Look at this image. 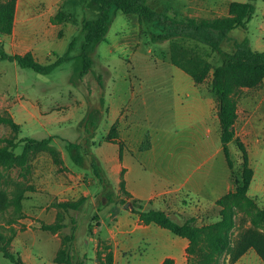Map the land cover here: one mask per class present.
Returning a JSON list of instances; mask_svg holds the SVG:
<instances>
[{"label":"rangeland","instance_id":"374dc122","mask_svg":"<svg viewBox=\"0 0 264 264\" xmlns=\"http://www.w3.org/2000/svg\"><path fill=\"white\" fill-rule=\"evenodd\" d=\"M231 1L147 0L153 8L179 18L224 16ZM50 2L17 0L12 33L0 32V44L11 53L31 51L43 63L59 55L65 57L50 74L0 60V117H11L17 124L12 126L0 118V148L7 146L12 151L11 158L0 161V264H16L3 248L19 255L26 264H78L83 259L87 264H100L109 246L114 264H140L147 256L153 264H159L170 246L177 255L176 264H188L187 247L178 236L167 228V232L153 230V225L147 227L145 235L138 214L124 207L133 198L145 208L153 207V198L134 197L124 190L128 191L126 183L125 188L121 186L126 170L119 158V145L106 140L116 120L121 137L134 122L153 127L158 150L166 155L173 148L172 154L181 156L166 161V165L180 164L185 173L195 170V175L211 166L217 176L214 178L228 176L230 186L223 193L203 199L192 194L179 197L170 215L180 223L193 219L196 225H203L220 218L217 200L234 190L236 179L242 178L243 156L237 141H243L253 168L247 190L252 203L242 201L234 206L235 225L217 264H264L254 247L233 260L237 249L251 238L258 239L264 249V219L256 216V211L264 207V80L260 86L242 87L235 94L238 107L235 135L228 143L234 164L230 169L223 149L215 152L221 144V123L218 100L211 90L213 68L203 82L196 83L187 70L171 61L170 40L150 39L151 30L161 31L160 27L141 23L136 14L116 10L105 38L87 48L91 68L81 75L83 21L97 18L99 5L94 0ZM254 3V16L245 27L228 33L222 41L223 49L232 51L248 37L253 48L264 50V0ZM73 37L76 43L66 54ZM181 42L193 55L192 66L221 62V55L208 45ZM142 90L153 112L140 102L133 105L134 96ZM191 98L196 103L188 108ZM206 100L210 101V112L200 119L196 114L202 113ZM47 137H51L53 153L33 147L28 140ZM167 137L172 141L170 148L166 146ZM68 141H75L78 147L69 151ZM124 141L127 160H134L138 167L133 172L136 180L156 179L136 161L141 151L150 148L151 135H133ZM13 142L15 147L11 146ZM198 142L205 143L204 152L199 151L202 146ZM78 153L84 156L80 164L75 161ZM93 158L102 168L104 183L93 171ZM82 198L77 209L56 205L58 201ZM59 214L63 228L56 232L42 228L56 221Z\"/></svg>","mask_w":264,"mask_h":264},{"label":"trees","instance_id":"16d2710c","mask_svg":"<svg viewBox=\"0 0 264 264\" xmlns=\"http://www.w3.org/2000/svg\"><path fill=\"white\" fill-rule=\"evenodd\" d=\"M255 0H232L229 3L228 14L216 17L202 18H179L168 14L166 11H159L153 8L147 0H94L99 5V15L95 19L83 21L85 30L84 41L82 43L81 58L83 69L81 75L90 71L91 59L87 53V48L94 43L105 38L107 30L112 22L113 14L116 10H121L126 14H136L141 23H151L160 27L161 31L151 30L150 39L152 41H171V61L187 70L196 83H201L213 68V78L211 90L215 94L219 104V119L221 123V142L230 169L233 168V160L230 155L228 143L235 135L234 123L237 117V99L235 94L242 87H257L264 80V50L255 49L251 46L248 37L240 40L234 50L227 51L222 48V41L228 33L237 28L245 27L255 13ZM17 0H0V32L10 34L14 27ZM183 42L194 41L208 45L213 51L221 55V62L212 66L209 62H204L202 66L191 65V56L188 48ZM76 43L73 37L68 45V54ZM0 60H11L17 62L21 67L31 68L38 73L50 74L65 61L62 55L49 63L40 62L31 51L24 53H11L0 44ZM12 126H17L11 117H0ZM33 147H42L55 152L50 145L51 137L28 139ZM107 141L117 142L119 145V158L122 159L126 143L121 138L118 121H114L106 135ZM243 156L242 178L236 179V187L217 200L220 208V218L214 222L196 225L193 219H188L180 223L164 209L149 207L145 208L144 203L133 198L129 201V207L137 213L139 219L144 224H157L169 229L178 236L186 237L189 240L187 251L189 254L188 264H217V257L229 245V231L235 225L234 206L242 201L248 204L252 199L247 194L248 186L253 178V168L250 166L247 146L241 140L237 141ZM17 144L12 143L15 147ZM75 141H68L66 148L71 151L77 148ZM12 157V151L7 146L0 148V161ZM84 156L78 153L75 157L76 163L80 164ZM91 166L95 175L104 183L105 176L98 161L93 158ZM124 171V169H123ZM121 186L125 188V179L122 177ZM127 194L129 191L124 189ZM83 202L79 200L58 201L59 208L77 209ZM125 202V201H124ZM97 214L94 216L97 218ZM259 219H264V207L256 211ZM65 224L60 221V214L53 223L43 224L42 228L53 232L63 228ZM92 225H90V230ZM249 247H254L264 260V249L256 238H251L240 246L234 253L233 260L236 261L243 255ZM105 259L100 264H114V252L108 247ZM5 255L16 264H26L19 255H14L3 248ZM57 261L63 262L62 259ZM78 264H87L83 259ZM162 264H176L173 257H166Z\"/></svg>","mask_w":264,"mask_h":264},{"label":"crops","instance_id":"0c3cea01","mask_svg":"<svg viewBox=\"0 0 264 264\" xmlns=\"http://www.w3.org/2000/svg\"><path fill=\"white\" fill-rule=\"evenodd\" d=\"M46 1L47 2L51 1L50 4H52L53 2V0H46ZM176 98L179 102H181L178 96H176ZM139 102L141 105L144 106L146 105L147 107L148 105L150 106V103L147 102V96L144 90L140 91L134 96L133 105H138ZM195 103L196 102L194 101V99L191 98L190 100L187 101V107L192 108ZM208 103H210V101L208 100L202 102V113L196 114V116L199 115L200 119L207 118L210 112ZM148 108L153 112V106ZM189 120L192 121L193 117H190ZM146 133H149L151 135V146L147 150L141 151L139 155H137L136 161L140 164L139 168L141 169L144 168L149 170L153 174V176H156L157 178L156 179L152 178L149 182L137 181L133 173L135 169L138 168L135 166V161L127 160V157L125 156L126 155L125 152L123 153L122 159H120L123 162L124 169L126 170L125 178H124L126 187L128 191H130L133 194L134 197L143 200H149L153 198L154 208L164 209L169 214H171V206L174 205L178 201L177 199L182 195L185 196L186 194H192L194 196H197V198L202 197L203 199L205 195H217L219 193H223V190L225 188L227 189L230 186L229 178L228 176L226 177L224 171L222 173L224 175L221 176L222 177L221 180H219L218 178H214L217 176L214 174L213 169L211 170V166L207 172L202 171L200 174L195 175L194 173L195 170L187 171L185 173L182 170L180 164L166 165L165 164L166 161H169L171 159L175 161L178 158L181 159V156L172 154L173 148L168 150V153L166 155H163L164 150L162 152L158 150L156 142L153 140V127L151 128L142 127L138 125V123L134 122L133 124H129V127L126 129L125 136L121 138L126 139V137H130L133 135L136 136L137 138H140L142 137V135H145ZM219 138L221 140V137ZM165 142L167 147L170 148L171 146H173L170 137L169 138L167 137L165 139ZM198 143L202 146V148L199 149V151L204 152L205 143L204 142H198ZM222 149H223V145L221 142L219 148L216 149L215 152L218 153ZM203 152L202 154H204ZM189 154H190L189 156H193L191 153ZM199 155L200 152L197 155V158L200 157ZM209 157L210 158L212 157L211 154L209 155ZM225 161H226V157H225ZM140 223L141 225L144 226L142 229L144 230L145 235L148 234L146 233V230L148 229L147 227L152 225H153V230L156 231L162 230L163 232H167L163 227L159 225H154V223L144 224L141 221ZM178 237L180 238L179 239L180 242L186 247H188L189 240L186 237H182V236H178ZM165 246L167 247V245ZM168 249H169L168 253L162 257L159 264H162L163 260L168 256L173 257L174 259L177 257L176 253L172 252L171 246L168 247ZM140 264H153V260H151V258L147 256L141 260Z\"/></svg>","mask_w":264,"mask_h":264},{"label":"water","instance_id":"95a60500","mask_svg":"<svg viewBox=\"0 0 264 264\" xmlns=\"http://www.w3.org/2000/svg\"><path fill=\"white\" fill-rule=\"evenodd\" d=\"M129 206V202H126L125 204H124V207H128Z\"/></svg>","mask_w":264,"mask_h":264}]
</instances>
